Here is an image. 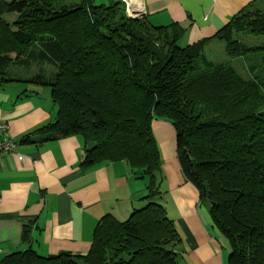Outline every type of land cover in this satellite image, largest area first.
<instances>
[{
    "label": "trees",
    "instance_id": "1",
    "mask_svg": "<svg viewBox=\"0 0 264 264\" xmlns=\"http://www.w3.org/2000/svg\"><path fill=\"white\" fill-rule=\"evenodd\" d=\"M258 1L213 36L180 46L179 24L128 18L120 0H0V82L46 87L56 109L52 121L16 143L78 136L80 170L121 161L133 177L147 179V203L122 221L101 216L84 255L42 257L26 249L3 256L0 264H177L179 236L153 201L160 171L153 119L174 130L180 170L227 242L225 264H264V46L253 48L263 54L248 64L249 80L203 55L217 40L227 57L245 58L250 49L234 36L264 35ZM33 66L37 71L26 78L14 74L13 68L28 72ZM21 239L28 241L26 228Z\"/></svg>",
    "mask_w": 264,
    "mask_h": 264
},
{
    "label": "crops",
    "instance_id": "2",
    "mask_svg": "<svg viewBox=\"0 0 264 264\" xmlns=\"http://www.w3.org/2000/svg\"><path fill=\"white\" fill-rule=\"evenodd\" d=\"M251 1L139 0L133 6L141 2L149 25L179 24L184 29L179 45L186 46L213 36ZM55 113L48 88L26 81L0 82V121L7 124L3 138L16 143L52 121ZM151 130L160 157L155 175L159 194L153 201L163 207L179 236L177 264H225L227 242L180 170L172 126L153 119ZM82 152L81 138L68 136L41 144L16 143L13 152L0 155V259L26 249L42 257L59 252L84 255L101 216L122 221L147 203L146 178L133 177L121 161L80 170ZM24 228L27 242L21 239Z\"/></svg>",
    "mask_w": 264,
    "mask_h": 264
},
{
    "label": "rangeland",
    "instance_id": "3",
    "mask_svg": "<svg viewBox=\"0 0 264 264\" xmlns=\"http://www.w3.org/2000/svg\"><path fill=\"white\" fill-rule=\"evenodd\" d=\"M9 1V0H5ZM93 3L95 5L100 4V0H93ZM106 3V2H105ZM124 6H122L123 8ZM256 7L260 11L261 15H264V0H259ZM140 8V6H139ZM124 13H125V9ZM130 14V12H129ZM126 15V13H125ZM136 15V14H135ZM132 18L134 19H141L142 15H136L133 16L130 14ZM2 17L8 21L11 22L14 19L13 14H3ZM126 17H128L126 15ZM131 18V17H128ZM239 43H241L243 46L246 48L250 49L249 53L247 56L244 57H227L225 55V50H224V45L221 41L214 40L210 45L208 44L204 50H203V55L205 59L213 64H222L231 67L237 76L242 79V80H249L251 77L250 73L247 70V66L250 63H257L260 59V56L263 54L262 49H256L253 51L254 47L260 48L261 46H264V35H254V34H246L245 32H238L234 36ZM10 57H13L14 53H9ZM14 69V68H13ZM37 66H33L30 68L28 72H25L23 69H16L17 71L15 72L18 76L22 77H28L31 74L35 73L37 71ZM43 70L48 71L49 68L46 66L42 67ZM259 75V74H258ZM259 77L263 78V75L260 72ZM206 205V204H204Z\"/></svg>",
    "mask_w": 264,
    "mask_h": 264
},
{
    "label": "built area",
    "instance_id": "4",
    "mask_svg": "<svg viewBox=\"0 0 264 264\" xmlns=\"http://www.w3.org/2000/svg\"><path fill=\"white\" fill-rule=\"evenodd\" d=\"M124 6L125 13L128 17H131L129 12H132V14L136 15H141L142 12L138 6H133V1L130 0H120ZM7 132V124L6 122L0 121V155L1 154H6V153H11L14 151L16 147V143L9 138H3L2 135ZM20 160V156L17 157Z\"/></svg>",
    "mask_w": 264,
    "mask_h": 264
},
{
    "label": "bare ground",
    "instance_id": "5",
    "mask_svg": "<svg viewBox=\"0 0 264 264\" xmlns=\"http://www.w3.org/2000/svg\"><path fill=\"white\" fill-rule=\"evenodd\" d=\"M139 0H134L133 1V5L136 3V2H138ZM132 2V1H131ZM141 3V2H140ZM140 3L138 4V5H140ZM138 5H135V6H138Z\"/></svg>",
    "mask_w": 264,
    "mask_h": 264
},
{
    "label": "water",
    "instance_id": "6",
    "mask_svg": "<svg viewBox=\"0 0 264 264\" xmlns=\"http://www.w3.org/2000/svg\"><path fill=\"white\" fill-rule=\"evenodd\" d=\"M142 16L141 17H143V14H141Z\"/></svg>",
    "mask_w": 264,
    "mask_h": 264
}]
</instances>
